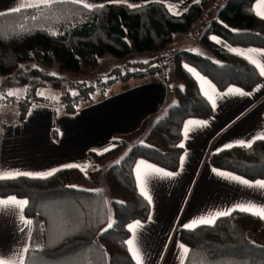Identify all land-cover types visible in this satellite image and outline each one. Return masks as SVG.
<instances>
[{
  "label": "trees",
  "instance_id": "obj_1",
  "mask_svg": "<svg viewBox=\"0 0 264 264\" xmlns=\"http://www.w3.org/2000/svg\"><path fill=\"white\" fill-rule=\"evenodd\" d=\"M209 1L192 2L177 14L159 1L88 6L77 0H52L16 8L19 11L0 12V88L12 86L21 90L17 97L9 96L15 99L19 120L37 104L74 113L85 102L101 98L115 81L161 71L170 59L176 81L173 92L177 99L151 123L144 136L146 142L133 144L106 171L108 191L113 196L111 220L102 193V200L97 201L99 192L71 187L68 181L79 173L75 167L57 169L43 177L18 175L0 179V197L25 198L23 214L36 216L43 223L42 246L28 249L22 264H76L74 259L90 253L99 259L87 260L88 264H136L126 246L127 224L133 220L145 221L149 203L135 184L134 160L140 157L175 171L182 153L179 142L184 119L207 118L212 113L211 104L188 69H195L220 91L228 85L249 91L261 80L252 63L210 40L214 35L231 46L264 49V18L255 14V0H224L216 17L210 18L202 28L200 41L218 59L188 49H176L170 56L161 53L163 47L172 43L173 34L186 32L201 17ZM129 40L138 51L156 50L154 62L152 59L127 61L105 75L68 84L62 75L35 65H20L24 57L36 58L55 63L63 73H77L83 67L95 66L104 54H126L130 50ZM36 54L40 55L39 59ZM46 88L54 90L55 99L43 92ZM92 96L95 98L90 99ZM7 100L8 96H0V102ZM3 126L0 122V136ZM118 141L112 142L108 152L93 157L102 159L118 151ZM206 160L215 168L246 179L264 180L263 139L210 152ZM77 176L84 181L88 179L85 173ZM177 235L187 246L182 264H264V219L257 215L233 210L215 218L212 224H200L192 229L179 227Z\"/></svg>",
  "mask_w": 264,
  "mask_h": 264
},
{
  "label": "crops",
  "instance_id": "obj_2",
  "mask_svg": "<svg viewBox=\"0 0 264 264\" xmlns=\"http://www.w3.org/2000/svg\"><path fill=\"white\" fill-rule=\"evenodd\" d=\"M32 1L0 0V12L32 6ZM119 1L100 0L99 3ZM127 1L123 0L129 5L159 1L177 14L198 0ZM253 10L264 18V0H255ZM210 40L250 63L255 61L252 64L259 73L264 68V49L231 46L214 35ZM172 67L170 63L173 74ZM188 70L211 104L212 113L207 118L184 119L179 142L183 145L182 153L175 171L140 157L134 160L137 189L147 202L151 198L146 220L127 224L126 246L136 264H182L187 246L179 240L177 228H184L186 223L200 225L196 223L199 220H215L221 212L228 214L241 208L264 219V189L256 183L264 180L246 179L215 168L206 160L208 153L228 144L248 145L256 139L264 140V75L260 74L261 80L249 91L236 85L220 91L195 69ZM159 74L154 70L124 82L117 80L108 88L106 96L87 102L74 113L36 105L25 118L5 124L0 136V177H15L24 172L33 173L30 177H43L69 165L79 170L77 175L91 176V154L108 152L115 139L128 142L139 131L141 135L145 125H150L165 113L167 106L175 103L174 92H169ZM156 169L162 171L156 172ZM166 172L174 175L161 179ZM150 177L154 179L149 180ZM80 180L83 182L84 178ZM244 180L252 186L243 184ZM0 201L4 202L0 204V262L22 264L27 249L42 243V223L37 217L24 216V198L8 195L0 197Z\"/></svg>",
  "mask_w": 264,
  "mask_h": 264
},
{
  "label": "rangeland",
  "instance_id": "obj_3",
  "mask_svg": "<svg viewBox=\"0 0 264 264\" xmlns=\"http://www.w3.org/2000/svg\"><path fill=\"white\" fill-rule=\"evenodd\" d=\"M46 1L48 2V1H52V0H33L32 3L37 4V3L46 2ZM77 1L81 2L83 4H86L88 6H91L94 4H100L99 3L100 0H95V2L90 1V0H88V1L77 0ZM223 1L224 0H210L209 3L206 4V7H204L201 17L199 19H197L195 22H193L186 32L173 34L172 43L163 47L160 50L161 53L163 55L167 54L168 56H170L172 54V52L176 49H188L190 51L199 53V54L204 55V56L207 55V56L211 57V59H218V56L216 55V53L212 49L203 45V43L200 41V35H201L202 28H204L208 24L210 18L216 17L217 9L223 3ZM126 2L128 3L127 0H126ZM144 2H148V1H142L141 3H144ZM119 3H125V2H123V0H120ZM129 46H130V50L126 54H124L122 56H114V55H110V54H104L101 57H99L98 63L95 66L83 67L82 70L80 72H77V73H70V74L63 73L57 67V65L55 63L40 62V61L36 60V58L31 59V58H25L24 57L21 60L20 65L23 67L35 65V66H38V67L42 68L43 70H45L49 73H52L54 75H62V76H64L65 82L68 84V83H74V82L82 81V80H90L97 75H105L114 66H120V65L126 63L127 61H141V62L147 61L148 62L149 59H152L154 62V58L158 54V52L156 50L138 51V50L134 49L130 40H129ZM36 56L38 59L40 58V55L36 54ZM170 63H172L171 59L169 60V65H167L166 69H165V67H162V70L161 71L157 70V72L161 73V74H159V77H161V79L163 81H165V84L167 85L169 92H171V91L173 92L174 86L176 85L175 84L176 81H175L173 74L170 72V69H171ZM146 64L144 65V67H146ZM150 64L152 65V63H150ZM0 76H2V75H0ZM122 82H124V81H122ZM107 90L108 89H106L104 96H106ZM20 91L21 90L19 88L12 87V86L9 89L0 88V96L1 97H3V95L8 96V100L6 102L0 104V122H3L4 125L10 124L12 122L19 120L17 117L18 111L16 109L15 99H13V98L9 99V96L11 94L12 96L17 97L18 93ZM43 92L45 94H48L50 97H52L54 99L56 97V94H55L54 90H52V89L46 88L43 90ZM92 98L94 99L95 97L94 96L90 97V99H92ZM176 99H177V96L175 94V101H176ZM87 102H85L84 104H86ZM37 105H44V104H37ZM11 107H13L14 109H12ZM168 107L169 106H167V108ZM56 111H58V110H56ZM150 126H151V124L145 125V129L142 130V132L140 133L141 135H138L140 132L139 131L138 133H136L135 135L130 137L128 142L127 141L119 142L120 143L119 150L114 152V153H111L105 159H101V161L99 159L94 158L93 154H91L90 158H89L90 159V166L89 167L92 168V170L90 172H93V173L91 176L88 177L89 180L87 183H84V181L81 182L80 178L77 175H73V177L68 181L70 185H75L79 188H86V189L94 190L95 192H99L100 195H99L98 199H96L97 201L102 200L101 196L103 194L104 199L106 200V208L108 207L107 216H108V219L110 218V220L112 219V217L110 215L111 214L110 200L113 198V196L108 191V187H107V183H106V171L111 164L119 161V159L128 151V149L133 144L138 143V141H141V143L146 142L144 136H145L146 130H148V128ZM95 205H97L98 208L102 209V206H100L99 203H95ZM33 217H36V216H33ZM41 223H42V221H41ZM107 223H109V222H107ZM42 227H43V223H42ZM42 236H43V234L41 232V237ZM42 243L37 248H40L42 246ZM37 248H28V249H37ZM98 259H99L98 256L96 254H93V253H90L88 255L82 254L77 259H74L73 263L88 264L87 260L96 261Z\"/></svg>",
  "mask_w": 264,
  "mask_h": 264
},
{
  "label": "snow or ice",
  "instance_id": "obj_4",
  "mask_svg": "<svg viewBox=\"0 0 264 264\" xmlns=\"http://www.w3.org/2000/svg\"><path fill=\"white\" fill-rule=\"evenodd\" d=\"M103 6H104V5H101V7H103ZM14 11H19V9H15ZM212 39L215 40L216 38H215V37H212ZM234 51H235V50H234ZM252 63L255 64V61H252ZM260 74H261V75H264V68L261 69ZM205 95H207V93H205ZM213 106H215V102L213 103ZM204 123H207V122H204ZM240 143L242 144L243 141H241ZM232 146H233V145L228 144V145H226L225 147L230 148V147H232ZM180 147H183V145H180ZM222 150H223V149H218L217 151L219 152V151H222ZM70 166H71V165H69V167H70ZM181 166H183V158H181ZM155 171H156V172H160V171H162V170H161V169H156ZM213 171L215 172V171H217V170L213 169ZM17 175L32 176L33 173H31V172H24V173H17ZM37 175H40V174H37ZM48 175H52V173L49 172ZM173 175H174V174L171 173V172H166V173H164V176H163V177H160V178H161V179H163V178H165V177H167V178H171ZM2 178H5V177H0V179H2ZM8 178H14V177H8ZM151 179H154V177H150V178H149V180H151ZM233 179H239V178L233 177ZM242 182H243V184H245V185H248V186H250V187L252 186V185L249 183V181H247V180H244V181H242ZM256 183H257V185H258L260 188L264 189V181H257ZM71 187H77V186L72 185ZM13 199H14V198H13ZM148 202L151 203V198H150V197L148 198ZM2 203H4V202H3V201H0V204H2ZM24 203L27 204V201H25ZM240 210H241V211H247L248 209H246V208H241ZM225 214H226V213L221 212V213H219L218 215H221V216H222V215H225ZM149 218H150V217H149ZM213 222H214V218H213V219H202V220H199V221L196 222V223H198V224H212ZM111 226H112V225L110 224L109 227H111ZM183 227L186 228V229H192V228L195 227V224H194V223H186V224L183 225ZM0 264H2V262H0Z\"/></svg>",
  "mask_w": 264,
  "mask_h": 264
}]
</instances>
